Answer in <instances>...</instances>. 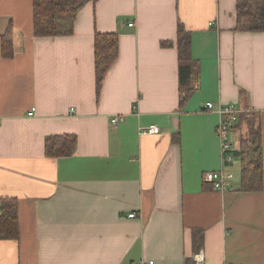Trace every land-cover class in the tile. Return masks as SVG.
I'll return each instance as SVG.
<instances>
[{
  "label": "crops",
  "instance_id": "1",
  "mask_svg": "<svg viewBox=\"0 0 264 264\" xmlns=\"http://www.w3.org/2000/svg\"><path fill=\"white\" fill-rule=\"evenodd\" d=\"M33 4L0 0V200L16 199L19 215L0 264H192L199 251L206 264H264V188L240 191L234 148L248 127H232L224 161L221 117L206 110L257 115L264 158V32L236 31L237 0H91L69 37L35 36ZM179 22L192 36L185 78ZM97 33L119 36L99 93ZM151 126L161 132L141 134ZM59 135L77 138L72 156L46 155ZM219 170L232 175L224 193L203 178Z\"/></svg>",
  "mask_w": 264,
  "mask_h": 264
},
{
  "label": "trees",
  "instance_id": "2",
  "mask_svg": "<svg viewBox=\"0 0 264 264\" xmlns=\"http://www.w3.org/2000/svg\"><path fill=\"white\" fill-rule=\"evenodd\" d=\"M91 0H34V34L37 37H69L73 35L78 14ZM236 31L264 32V0H237ZM192 36L179 22L177 29V49L181 62V76H189L192 62ZM169 45L163 43V46ZM95 73L97 93L100 92L108 71L119 57V36L117 33H97L94 38ZM12 30L2 37V56H13ZM192 89H188L181 100L184 110ZM246 125L248 134L241 139L240 150L235 154L241 161L242 193L259 192L264 188V158L260 121L255 116L243 113L237 128ZM77 149V138L73 135L52 136L46 140V155L51 158L70 157ZM0 240L19 238L18 202L16 199H1ZM198 232L196 233V236ZM195 236V237H196ZM202 237L195 242L201 245Z\"/></svg>",
  "mask_w": 264,
  "mask_h": 264
},
{
  "label": "built area",
  "instance_id": "3",
  "mask_svg": "<svg viewBox=\"0 0 264 264\" xmlns=\"http://www.w3.org/2000/svg\"><path fill=\"white\" fill-rule=\"evenodd\" d=\"M132 27L133 24H130ZM207 111H214L220 115L221 121L219 122L216 133L217 137L221 143V150L223 152V159L224 161L230 162L233 160V154L231 152V130L234 125H236L239 121L240 115L243 113L238 107L234 104L230 105H219L215 107L214 104L210 103L206 107ZM36 109H32L31 112L28 114L29 117H32L35 114ZM124 121L123 116H117L113 119V125L116 127L120 122ZM142 135H149V134H159L161 132L159 127L151 126L147 129H141ZM204 181L213 185L214 189L219 192H226L227 191V182L232 179V175L226 173L224 170H219L215 172H206L203 175ZM0 212H1V205H0ZM129 218H136V214L129 215ZM137 264H155L154 261L149 260H142ZM192 264H206V256L203 251H199L194 254L192 258Z\"/></svg>",
  "mask_w": 264,
  "mask_h": 264
},
{
  "label": "rangeland",
  "instance_id": "4",
  "mask_svg": "<svg viewBox=\"0 0 264 264\" xmlns=\"http://www.w3.org/2000/svg\"><path fill=\"white\" fill-rule=\"evenodd\" d=\"M258 118V116L257 115H255V118ZM244 128H242V132L240 131V128L239 129H236L235 131H234V135H235V138H234V148H236L237 150H238V148H239V144H240V140H241V135L242 136H246V135H244L245 133H244ZM237 139V140H236Z\"/></svg>",
  "mask_w": 264,
  "mask_h": 264
}]
</instances>
